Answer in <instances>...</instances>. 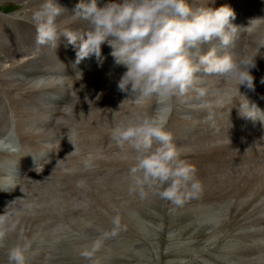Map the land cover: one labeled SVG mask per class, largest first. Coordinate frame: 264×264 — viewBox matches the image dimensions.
Segmentation results:
<instances>
[{
  "label": "clouds",
  "instance_id": "obj_1",
  "mask_svg": "<svg viewBox=\"0 0 264 264\" xmlns=\"http://www.w3.org/2000/svg\"><path fill=\"white\" fill-rule=\"evenodd\" d=\"M64 10L56 0H43L33 12L38 45L55 44L63 36L78 48L77 63L94 56L102 66V45L106 43L114 64L126 68L117 82L118 89L138 101L156 98L151 114L137 112L114 120L111 127L112 138L135 152L129 169V192L141 199L152 193L175 206L197 197L203 191L197 168L182 158L166 124L172 98L195 89L199 73L233 81L238 91L240 86L254 89L251 70L256 67V57L223 51L232 42L230 32L236 30L231 22L233 10L228 6L193 9L189 0H107L102 5L99 0H80L73 13L86 22V30L79 33L59 30L57 18ZM215 40H219L220 48L213 45L202 53L201 46ZM221 51L223 54H218ZM196 90L204 95L202 88ZM244 107L259 109L249 102L240 107L242 116L256 119L255 112H245ZM7 147L0 140V149ZM112 222L120 227L118 215ZM16 228L10 215H0V249H6L7 264H30L31 240H18L11 247L6 244L7 236ZM98 247L99 243L93 251L84 252V258L91 261Z\"/></svg>",
  "mask_w": 264,
  "mask_h": 264
},
{
  "label": "rangeland",
  "instance_id": "obj_2",
  "mask_svg": "<svg viewBox=\"0 0 264 264\" xmlns=\"http://www.w3.org/2000/svg\"><path fill=\"white\" fill-rule=\"evenodd\" d=\"M19 4H21V5L19 6ZM22 4L23 3H20V2L15 1V0H0V16L9 17V16H13L14 14H22V13L24 14L25 10L22 9L24 7V4L23 5ZM221 6H228V5H227V3L225 1V3L223 5H221ZM212 9L215 10L217 8L214 7ZM260 22H264V18L263 17L260 20ZM260 22L258 20L257 23H256V26ZM246 26L244 28V31L247 28ZM11 31L15 35L16 38L19 37L20 30H18L16 28H12ZM242 40L244 41V39H242ZM263 40H264V38H263ZM214 42H215V46L217 45L218 48H220V44L218 43L219 40H215ZM245 44L246 43H244V42L242 43L243 46ZM213 45H214V43L212 44V46ZM235 49H236V47H235ZM223 50L225 52H230L226 48H224ZM69 51H70L69 52V54H70L69 56H70L71 60H73L74 57H73V53H72V50L70 49V47H69ZM218 54H223V53L221 51V52H218ZM91 59H92V57H89V61H91ZM89 61H87V62H89ZM85 66H87V65H85ZM91 67H92L91 65L88 66V67H84L83 66L82 69H81L82 71H80L79 73H75L76 71H73L74 73H72V74H76V75H80L81 74L82 75L81 77L80 76L76 77V75H72L71 77H68L69 75H64V77H67V78H64L65 79L64 80V79H61L63 77H61L59 79L58 78H54L52 75H49V73H48L47 75L45 74V76L48 77V78L44 77L42 79H39V81H41V83H43L44 80H45L44 82H48V81H52V79H53V81H54V79H56L60 83V86L66 92L67 91L69 92V91L72 90L75 93V94L74 93L71 94L72 96L79 94V91H81V92L85 93V95H86L85 97H90L92 95V92L95 93L96 89L94 91H89V88H88L89 83L86 82V80L84 79L83 76L85 74H86L85 76L87 78L93 76V75H88L87 74V71ZM117 67L118 68L114 67V69H113L114 71L110 70V72H109V70H106L107 71L106 75L107 76H111V74H112V76H111L112 79H110V81H108L110 83L109 84V88L102 87L100 89H102L105 92H109V90H110L109 93H111V91H115L116 88L113 87V86H115L117 82H114V81L119 80V78L117 77V75H118L117 72H119V69H120L121 72H123V71L125 72L126 71V69H124L122 71V69H121L122 66H120V67L117 66ZM41 71L43 73L42 69H41ZM78 71H79V69H78ZM114 74L116 75V77H114ZM204 75L205 74L200 76V79L202 80V83L205 85V87H203V85H200V86L196 87V89H201L202 88L204 90V95L203 96H201L199 94V92H196V93H194L192 95H188V96H185V95L176 96L175 98H177V99H176V101L174 103H177L178 100L180 99L183 102H189V103L192 102L193 104H195V105H197L199 107H204V106L208 107V106H211V104L213 105L214 103H215V105L218 104V107H219V104L221 102H219L220 100L217 98V96L215 97L216 101L213 100L212 102L211 101L209 102V100L207 99V98H210V96H213L214 94L216 95V93H214V94L212 93L211 94L210 92H208L207 88L209 86V83H212L213 80H215V82H217V81L220 82L219 78L221 79V77L214 76V75H209V76L208 75L204 76ZM49 77H51L52 79L49 78ZM207 77H209V78H207ZM99 78L101 80L103 79L101 77H99ZM49 79H51V80H49ZM76 79H77V81H79L82 84H84L85 87H82V86H74L73 87L72 83H69V81L75 83ZM98 80L99 79L97 78L96 82ZM69 84H71V86ZM110 85H112V86H110ZM233 86L237 87L236 84L233 85ZM240 87H245V86H240ZM107 89H109V90H107ZM219 89L221 91H223V89H221V87ZM66 92H65V94H66ZM124 100H126L125 102H123V103H125V104H123L125 107L130 106L131 104H136V102L134 103V100H127V99H124ZM30 101H32V100H30ZM129 101H130V103H129ZM221 101L223 103H225L224 101H226V99L225 100L221 99ZM46 103L47 102L44 103V106L50 105L52 107L51 111L50 112H46V110H48V109L43 107V109H41L39 113H41V111H45L46 112L45 114L53 115L54 112L58 111L59 103H56L55 105H51L49 103L46 104ZM143 107H144V105H143ZM214 107H217V105L214 106ZM38 108H40V107L38 106ZM62 108L63 109H61V108L60 109L62 111H64V107H62ZM116 108L120 110V109H123V106L118 104L116 106ZM217 108H214V111ZM13 110L16 112V110L14 108H13ZM54 110H56V111H54ZM65 110H67V109H65ZM121 111H123V110H121ZM143 111L148 112L150 110L147 109V111L146 110H143ZM78 112H76L75 115H72V114H68V115L65 114V116L63 115V117L65 119V122H64L62 127L59 126L60 121L57 120L58 122H57V124H55L53 126V128L56 127V128H54V130L59 128L58 129L59 131H57V130L55 131V133L52 135L54 137H51L53 139L50 138L48 141H42L41 139H35L38 142L39 146L43 148L42 150H40V148L35 146L36 149H38L39 151H41L44 154L42 156V160L41 161L39 160L38 165L35 166L34 168H30V169L35 171L38 174L40 173V176H36V174L33 173L32 171H25V170L21 169L20 173L16 177H14V179L11 181L10 179H7V177L5 175V172L0 174V180H1L0 181V192L5 197L4 202L0 205V215L4 214L6 212L8 215H10V222H16V220H18L19 217L22 216V214H25L24 216L34 217L35 221L39 220L38 222H40V223H38V222L34 223V228H32V230L35 231V233H34L35 235L33 233L31 234V236H32L31 238L32 239L30 237H28V239L30 238L29 240H31V242L33 243L32 246H31L33 251H36L35 249L39 250L38 246H41L42 244H43L42 246H44L45 243L52 244V243H55L56 241L58 243H62V242L66 243L68 241L74 243L76 241L75 239H77V238H79L78 240L81 242L80 243L81 246H84V248L86 250H88V249L90 250L97 243H99L100 246L98 248H96V249L104 250V249H102L104 245L109 244L112 241L116 242L117 239L118 240H122L127 232H129L128 235L131 236V231L132 230L129 229L130 225L124 227L125 225H121L123 223L120 222V227L116 228V226L113 224L112 221H113L114 216L116 217V215H118L120 217V219H121V216H122L123 222H124L125 218H129L130 216H131L130 218L133 217L132 222H135L136 226H139L138 225V215L141 216L143 218L142 219L143 223H145L146 225L148 224L151 227L152 226H155V227H153L152 228L153 230H152V229H147V227H149V226L144 225L145 228L141 229L140 227H137L138 231H134V232H136V234L139 232L140 234H145V235H147V237H149L150 234H153V233L156 232V230L160 229L159 230V240H161V239L162 240L157 242V241H153V240H150V239L148 240V238H146V240L149 241V242H146V243H148V246H145V250L147 252L146 253L147 255H145V254L142 255V254H140V252H138V251L136 252L135 250H132L134 253H132L133 255H131V256L126 257V254H124V255L123 254H119V255L111 258L110 260H104V261L100 260V261H102V262H99L100 264H160V263L161 264H165L164 260H165L166 264H183V263H186L188 261L183 262V261H179V260L185 259L186 257L192 255V253H190V252H192V248H194V244L195 245L200 244L201 240H203L204 237H205V239H204V241H202L203 243L201 242V245L203 246V248H205V249L207 248V251L209 250L210 247H211V250H212V249H214L213 246L216 248V247L222 245L220 241H219V243L217 245L216 243L218 241L209 240V239L215 238L217 236L216 234H218L219 233L218 231L220 230V228H218L219 226H217V228H216L215 224L213 223L214 220H212V219H215V220L217 219L218 221L220 220L219 222H217V224H221L223 222V218L228 219L227 220L228 222L226 221L227 228H225L226 230L227 229L229 230L228 233H231V232L233 233V231L235 230L234 232L238 231L237 234H243L242 232H240V230L242 231L243 228H246V226H249V227L253 226V228H251V229H254L253 232L264 234V226H263L264 225V188L262 189V188L255 187L256 183L259 181L257 178H254L255 175H253L252 177L250 176L247 179V180H252V182H254V183L251 184L250 188H246V186L248 187L249 185H247L246 181L242 182V179H241V178H243V180H246V177L241 176V172L243 171V169H244L243 172H246L248 169L251 170V167H253L254 163H257L256 159L258 158V156H261L259 154H255V155L252 154V155H250V156H248L246 158H244V156L239 157L242 160V162H240L241 161L240 159L235 160L236 162H234V161L233 162L232 161L228 162V161H224V159H222V162H223L224 166L220 165L219 167H222V166L223 167H222V169L220 171H217V172L215 171V169L218 166L212 165V166H214V169L213 170L212 169L209 170L207 165H203V167H207L206 174L204 175V177H203V173H201V172H197V174H198V177L201 179V181L203 180L202 184L206 185V186L205 185L203 186L205 191L207 189H209V191L208 192L206 191L205 195H203L205 192L200 193V197L199 198L197 196V197H194V198L188 200L187 201L188 204H187V202L185 203V205L187 204V206H185V205H183V206H175V205H172L171 202L169 204H166L165 200L162 203L163 206H160L161 203H159V197L157 195H153L152 193H149L145 198L141 199L137 193L130 194L128 190H129V186H130L131 180H130V177L128 175H125L126 165H125V163L120 161V159L122 157L118 156V155H113L111 157L108 156V155L105 156V157L104 156H100L99 158L96 155L91 156L90 159L88 160V163H89V166H90V168H89L90 176L88 178L80 180L78 182L79 186L71 184V182L66 180L65 178L59 179L58 177H56V175H55L56 173L55 172L52 173L53 171H51L53 177L50 176V175L46 176L45 171L46 172L49 171V165L51 163V162H49V159H50V157L52 155H54L56 152H58L56 150H59L58 146H57L58 145V143H57L58 135H65V134L69 135L70 134L72 136H74V135L76 136L79 133H81L82 131H84L85 129L89 130L90 128H93V127L97 128V127L103 126V125H99V124H93V126H92L88 122L86 123V122L80 121L81 117H79V113ZM175 115L177 117H180V116H178L179 115L178 112ZM76 117H77V119H76ZM19 118H20V115H19ZM107 123H109V122H107ZM1 124L2 123L0 121V125ZM79 125H81V126H79ZM2 126H3V124H2ZM104 126L106 127L107 124H105ZM30 127H32V126L28 125L27 123L25 124V122H24V125L20 129H21V131L24 134H26L29 137L31 135L30 133H32L33 129H37L38 128V127H35V128L32 127L33 129H31ZM0 130H1V128H0ZM71 131H73V132H71ZM243 132H245V131H243ZM41 133L43 134V130L41 131ZM28 134H30V135H28ZM199 139H200V136L196 137L195 141L199 142ZM27 141H28V144L31 146L32 145L31 144L32 143V139L27 138ZM200 143H203V142H200ZM34 145H35V141H34L33 146ZM193 145L195 146V144H193ZM5 151H6L5 148H3L2 150L0 149V153H1L0 155L1 156H9V154H11V157L16 159L14 154H12L8 149H7L8 152L7 151L5 152ZM6 154H8V155H6ZM113 157H114V159H113ZM258 159H261V158H258ZM249 160H251V161H249ZM106 161H108V162H106ZM218 162H220V161H218ZM218 162H214V163H218ZM230 162H231V164H229ZM243 162H245V164H247V163L248 164L245 165ZM2 163H4L3 165H6L7 162H2ZM2 163H0V169H3V168H1V166L3 167ZM261 163L264 164V159H263V161ZM44 164H46L48 167H45ZM247 166H248V169H247ZM43 167L47 168V169L42 172L41 168L43 169ZM256 167L257 166L254 165V168H256ZM7 169H9V168H7ZM53 169H55V166H52V170ZM249 172H251V171H249ZM238 176H239V179H236ZM206 177H207L208 181L205 180ZM230 179L234 180V181H231ZM209 180H210V182H209ZM220 180H222V181H220ZM236 181L239 184H241V183L242 184L246 183V184L241 189H237L238 191H235V190L232 189L231 185H233L234 184L233 182H236ZM220 182H228L226 185L230 186L231 188H230V190L229 189H225V190L227 192H232V193L227 194V196L225 194H223L225 196H221V195H215L216 193H213L212 195H214L215 197L213 196L214 198L211 197L209 199L208 193H211L214 189H216L215 184L216 183H220ZM3 183L4 184L8 183L9 186H14L15 187V190H13L12 193H18L19 195H22V193H24L25 197L21 196L20 199H18L15 204H12L10 206H6L5 204L9 201L8 199H10L12 194L9 195L11 192L8 191L9 190L8 188L2 187V185H4ZM258 183H260V182H258ZM125 184H127V185H125ZM252 185H254V186L252 187ZM233 186H236V183ZM238 186L241 187L242 185H238ZM109 187H111V188H109ZM106 188H109L110 190L106 189ZM126 189H128V190H126ZM245 189H247L249 192L247 190H245ZM122 190H124V192ZM104 191L107 192V193H105ZM241 191H242V193H241ZM258 192H260V193H258ZM123 194H125V195L128 194L127 195L128 197L123 195ZM247 194L250 195V196H248ZM113 195H114V197H113ZM110 196H111L112 199L110 198ZM119 197H120L121 201L119 200ZM222 197H224V199ZM243 197H246V200H248V199L252 200L254 198L255 202L254 201L253 202H250V201H246L245 202V198H243ZM247 197H249V198H247ZM93 200L96 201L95 202L96 205H94V201ZM102 200H103V202H102ZM124 200L126 201V203L124 202ZM152 201L153 202L155 201L154 202L155 204L152 203ZM216 201L218 202L217 206H216ZM223 201L225 202V204H224ZM241 201H243V202H241ZM137 202H138V204H137ZM194 202L198 205V207H197V205ZM211 202H213L215 205H213V203H211ZM117 203L120 204V205H117ZM121 203H125L124 204L125 206L122 205ZM148 203H149V205H148ZM204 203L206 205H207V203H210L211 205L209 204L210 206L207 205L206 208H205V205H203ZM21 204H23V205H21ZM199 204L203 205L204 207L200 206ZM221 204L225 205L226 207L222 206ZM226 204L228 205V208H230L229 210H227L228 208H227ZM3 205H5V207H3ZM144 205H147L149 207L144 206ZM126 207L128 209L132 207V209L130 210L131 213L129 211L125 212V208ZM161 208H162V210H161ZM176 208L177 209L179 208L180 210L179 209L177 210ZM218 208H221L222 210L218 209ZM114 209H115V211H114ZM138 209H140V210H138ZM186 210H189V211H186ZM240 210L241 211H245L246 213L244 215L240 216ZM227 211H229V212H227ZM179 212H181V213H179ZM222 212H223V215L221 214ZM232 212L234 213V215H233ZM126 213H128V214L126 215ZM150 213H151L152 216L150 215ZM158 213H159V215H158ZM207 213H208V215H207ZM229 213H230V216H229ZM18 214H20L18 216V219H15ZM178 214H179V216H178ZM215 214H217L216 215L217 217L215 216ZM145 215H147V216H145ZM200 215H202V216H200ZM226 215L228 216V218H227ZM149 216H150V218H149ZM221 216H223V218ZM39 217H41V218H39ZM42 217L44 218V220H43ZM260 217H262V218H260ZM165 218L167 219V221L171 220L174 223L178 222L177 220L179 219L181 221V223L183 224V226H184V224L186 225V228L183 229L185 231L188 230L187 228L191 227V224H194L193 227H198V231H199V234H198V232H194V234H193V235L198 236V237L195 238L196 241L193 240V241H195V242H193L185 234L182 235L180 239H177V238L180 237V235L178 233H175L174 235H173V233H169V232H173L174 231L172 227H162V226L158 227L156 225L157 224L156 222H158L159 219H160V221H162ZM188 218H189V220H188ZM210 218H211V221H212L211 223L212 224L208 223V222H206V223L205 222H200L203 219H204V221L205 220L210 221ZM136 219H137V221H135ZM43 221H45V222H43ZM43 223H44V225H43ZM45 223H46V225H45ZM249 223H250V225H249ZM31 224H33V222L32 223L30 222L28 226H30ZM98 225H100L101 227L98 226ZM141 225L143 226V224H141ZM231 225H232V227H231ZM44 226H48L50 228L44 230L45 228H42ZM254 226H256V227H254ZM261 226L263 228H259ZM127 227H129V228H127ZM214 227H215V231H214ZM35 228L36 229L38 228V231L35 230ZM57 228H58V230H57ZM131 228H132V226H131ZM96 229L98 230V232L95 231ZM226 230H225V232H226ZM111 231H113V232H111ZM178 231H180V230H178ZM180 232H182V231H180ZM216 232H218V233H216ZM13 233H15V232L9 233V235L7 236L8 238L6 239L7 242L11 241V239H12L11 235H13ZM20 233H19L20 235L23 234V228L20 229ZM162 233H164V234H162ZM201 233H203V234L201 235ZM206 233H207V235H206ZM228 233H226V234H228ZM67 234H68V236H66ZM102 234L106 235L105 236L106 240H105L104 235H102ZM213 234L215 235V237L213 236ZM121 235L123 237H121ZM145 235H142V238H145L144 237ZM199 235H201V237L202 236L203 237L201 238ZM204 235H206L207 237L204 236ZM208 235H211V236H208ZM35 236H36V238H33ZM44 237H46V238H44ZM160 237H161V239H160ZM20 238H23V239L26 238V234L22 235ZM101 238H103V239H101ZM109 238H110V240H109ZM111 238H113V239L111 240ZM132 239H134V238L132 237ZM171 239L174 240V241H172ZM43 240H45V241H43ZM211 241L213 242L212 243L213 246L212 245L210 246L209 242H211ZM39 242H41V243L39 244ZM160 242H162V243H160ZM86 243H88V244H86ZM206 243H207V245H206ZM208 243H209V245H208ZM10 244H12V243H10ZM102 244H103V246H101ZM183 246H184V248H183ZM164 247H165V249H164ZM33 248H35V249H33ZM84 248H82V249L85 250ZM112 248H114V247H112ZM130 249H132V247ZM110 251H111V249H110ZM126 251H127V249H126ZM161 253H162V255H161ZM145 256H147L146 259L144 258ZM171 257H173V258H171ZM99 258H101V257H99ZM141 261H143V262H141ZM39 262L41 264H44V262H41V261H39Z\"/></svg>",
  "mask_w": 264,
  "mask_h": 264
},
{
  "label": "bare ground",
  "instance_id": "obj_3",
  "mask_svg": "<svg viewBox=\"0 0 264 264\" xmlns=\"http://www.w3.org/2000/svg\"><path fill=\"white\" fill-rule=\"evenodd\" d=\"M18 1L20 3L24 4V7L22 9L25 10L24 14H14L13 16H0V96H1V100H0V121L1 123H3L5 121V116L3 117V105L2 102L7 103L13 110V108L16 110L15 113H18L20 115V128H22V126L27 123L28 125H31L32 127H38L37 129H33L32 127H30L31 129H33L32 133L28 134L30 135L29 137L27 136V138L29 139H41L42 141H48L52 136L55 131H59L58 129L54 130L53 126L55 124H57V120L62 121L61 123L64 124L65 119L63 117V111L61 109H63L62 107H64V111L65 109H67V113L68 114H72L75 115L76 112L79 113V117H81L82 122H88L90 123V125L93 126V124H99V125H112L113 121L116 119H121L124 118L126 116H130L132 114H135L137 112H145L143 111L142 107H139L141 105V102H138L136 104H131L130 106L125 107L123 104V102H125L126 100H124L126 98V96L130 95L129 93H125V92H121L118 87H117V83L115 86L116 89L115 91H111L109 89V92H105L102 89L98 88V90L96 89L95 93L92 92V95L90 97H87V100L84 98L83 100H77V98L79 97L81 91H79V94H77L76 96H72L71 94H73L74 92L71 91H65L61 86L60 83L54 79H52V81H48V82H44L41 83V81H39V79L42 78H48L45 76L44 73H42L41 68H47L42 61L36 56V54L34 53V51H31L27 48L28 46V40L23 36L26 30L27 32H29L28 28V24H30V22H32V14L34 11H36L39 6L43 3V0H15ZM85 0H82V2H84ZM227 3L228 7L231 8L235 14L234 19H232V23L236 26V30L235 32H230V35L232 37V42L226 47V49H228L230 52L229 53H233V54H238V53H243L244 51H247L246 53L251 56V57H256V67L253 68L251 70L252 75L254 77V87H259L264 85V83H262V79H264V44H262L261 42L264 41V22H260V20L262 19V17L264 18V0H189L190 5L193 7V9H198V8H219L221 7V5H223L224 3ZM56 2L58 4H60L62 7L65 8V10L62 12L61 16L57 18V23L59 25V30L60 31H65V30H69V31H73V32H83L86 30V22L78 19L74 13L73 10L75 8V6L80 3V0H56ZM107 0H102L101 5L103 3H106ZM18 4V3H17ZM22 4V5H23ZM14 5V4H13ZM21 4H19L20 6ZM257 5V6H256ZM256 6V10L258 11L259 17V24L253 27V30L251 32V42L248 44H245L244 46L242 45L243 43V34H244V28L247 25V21H249L250 19H252L253 15L256 13V10H254ZM30 21V22H29ZM33 23V22H32ZM12 28H16L18 30H20L19 33V37L16 38L15 35L12 33L11 29ZM31 32V29H30ZM32 33V32H31ZM33 35V34H32ZM242 41V42H241ZM61 47L66 49L67 52L69 53V47L72 50L73 53V57L74 59L72 60L73 62V66H75V73H79L80 71H82V67L83 66H79L81 65L82 62H87L89 61V58H85L84 60L80 61L79 63H77V51L78 48L74 47L73 45L69 44L66 40V38H64L63 36L60 37L59 40ZM79 43V41H78ZM219 43V42H218ZM220 44V43H219ZM106 45V43H105ZM107 46V45H106ZM236 47V49H235ZM111 49L108 50V55H104V57L109 58V61L114 62L113 58L110 55ZM92 60V59H91ZM79 64V65H78ZM85 67V64H84ZM120 67V66H119ZM118 68V67H116ZM79 69V71H78ZM122 71L124 69H126L125 67L122 66ZM113 70V69H112ZM114 71V70H113ZM110 72V71H109ZM74 73V72H73ZM114 73V72H113ZM118 75L117 77L120 78V76L124 73L120 71L117 72ZM116 74V73H115ZM114 74V77H116V75ZM47 75V74H46ZM199 79L197 81L196 87L203 85V87H205V85L202 83V80L200 79V76L203 75V73H199L197 74ZM112 76V74H111ZM205 76V75H204ZM209 76V75H208ZM209 78V77H207ZM49 79V80H51ZM48 80V79H47ZM65 80V79H64ZM220 82H215V80L212 81V83H209V86L207 88L208 92H210L211 94L216 93V95L214 96H210V98H207L209 100V102L215 100V97L217 96V98L220 100L219 102H221L219 104V106L225 105L226 103H223L221 101V99L225 100L226 99V95L224 93V91H221L219 88L221 87L222 89V85H221V79L219 78ZM113 81V80H112ZM68 82V81H67ZM77 82V83H76ZM73 83L71 81H69V83H72L73 87L74 86H82L85 87L84 84H82L81 82L77 81ZM114 82H118L114 81ZM210 82V81H209ZM230 84L235 85L236 83L233 81H230ZM63 83V82H62ZM63 85V84H62ZM71 86V84H69ZM112 86V85H110ZM64 87V86H63ZM207 87V86H206ZM255 87V88H256ZM72 89V88H71ZM80 89V88H79ZM111 89V88H110ZM74 90V89H73ZM77 90V89H76ZM66 92V94H65ZM198 92L195 89H193L192 91L190 90L188 93L185 94V96L188 95H192L194 93ZM7 98V101H5V97ZM75 94V93H74ZM190 97V96H189ZM75 99V100H74ZM177 98L173 97L171 100V104H172V110L175 111L176 113L178 112L176 107H174V102L176 101ZM186 99V98H185ZM32 100V101H30ZM88 101H91V106L88 103ZM216 101V100H215ZM47 102L51 105H55L56 103H59V107H58V111L54 112L53 115H47L45 114L46 112H50L52 107L50 105H46L44 106V103ZM132 102V101H131ZM46 103V104H47ZM130 103V101H129ZM214 103V102H213ZM217 103V102H216ZM120 104L123 106V109H117L116 106ZM140 104V105H139ZM177 104V103H175ZM218 107V104H216ZM215 103L211 106H208L207 108H217L214 107L216 106ZM38 106L40 108H38ZM213 106V107H212ZM17 107V108H16ZM46 108L48 110L45 111H41V109ZM205 107V106H204ZM61 108V109H60ZM219 108V107H218ZM123 110V111H121ZM235 111H237V113H239L238 111H240L238 108H234ZM56 111V110H54ZM147 111V110H146ZM65 116V114H64ZM115 118V119H114ZM68 119V118H67ZM77 119V117H76ZM79 121V122H80ZM109 122V123H107ZM68 123V122H67ZM70 123V122H69ZM75 123V122H74ZM72 124V123H71ZM75 125V124H74ZM60 126V124H59ZM81 126V125H79ZM84 126V125H83ZM96 126V125H95ZM97 127V126H96ZM101 127V126H100ZM112 127V126H111ZM1 130L4 128V126H2V124L0 125ZM0 130V131H1ZM30 130V129H29ZM43 130V134L41 133V131ZM68 131V130H67ZM74 131V130H73ZM71 131V132H73ZM27 132V131H26ZM29 132V131H28ZM70 132V131H69ZM57 135V134H56ZM4 137L3 135H0V140H2ZM224 138V137H222ZM53 139V138H51ZM32 144V143H31ZM34 144V143H33ZM226 144V143H224ZM35 146V145H34ZM58 146V145H57ZM2 150V149H1ZM6 152V151H5ZM8 152V151H7ZM1 154V153H0ZM9 154V153H8ZM6 154V155H8ZM255 155V154H254ZM14 157V156H13ZM261 158V159H258ZM258 158L256 159L257 163H254L255 166H257L256 168L251 167V170L248 169L247 166V171L246 172H241V176L246 177V180L242 179V182L246 181L247 185H249L248 187L246 186V188H250L251 184L254 183L252 182V180H247L250 176L252 177L253 175L254 178H257L260 183H256L257 188H264V164L261 163L264 159V156H258ZM9 159H12L11 162L13 160H16L15 158L11 157V154H9V156H1L0 155V163L2 162H6V160L8 161ZM114 159V157H113ZM237 159H240L239 157H237ZM237 159H231L228 160L229 161H234ZM250 159V158H249ZM254 159V160H255ZM241 160V159H240ZM239 160V161H240ZM246 161V160H245ZM251 161V160H249ZM248 161V162H249ZM242 162V160L240 161ZM247 162V161H246ZM117 163V162H116ZM124 163V162H123ZM222 162H218V163H212V165L214 166H218L215 171H220L222 169V167L224 166V164ZM238 163V162H237ZM245 164V162H243ZM250 163V162H249ZM4 163H2L3 165ZM194 165L196 163H193ZM231 164V162L229 163ZM228 164V165H229ZM241 164V163H240ZM243 164V165H244ZM248 164V163H247ZM245 164V165H247ZM220 165H223L222 167H219ZM252 165V164H251ZM124 166V165H123ZM214 166H208L209 170H213ZM2 168V166H1ZM240 168V167H239ZM238 168V169H239ZM207 167H203V165H200V167L197 168V172H201L203 173V177L206 174V170ZM237 169V170H238ZM246 169V168H245ZM251 171V172H249ZM7 172V171H6ZM122 172V171H121ZM214 172V171H213ZM240 172V171H239ZM243 173V174H242ZM255 173V174H254ZM44 175V174H43ZM240 176V177H241ZM5 177V176H4ZM210 177V176H209ZM215 177V176H214ZM211 178V177H210ZM217 178V177H216ZM221 179V178H220ZM239 179V176L236 178ZM201 180V179H200ZM206 181H208L207 177L205 179ZM213 180V179H212ZM231 180V179H230ZM1 181V180H0ZM8 181V180H7ZM51 181V180H50ZM203 181V180H202ZM222 181V180H220ZM225 181V180H224ZM234 181V180H231ZM262 181V182H261ZM210 182V180H209ZM213 182V181H212ZM228 182H220V183H216L215 187L216 189H214L211 193H208V197L209 199L211 197H213L214 195H212L213 193H216L215 195H221V196H227V194H230L232 192H227L225 189H229L230 190V186H227ZM234 184L236 183V186H232V189L235 191H238L237 189H241L242 187H244V185L246 184H239L236 182H233ZM108 185V184H107ZM119 185V184H118ZM124 185V184H123ZM127 185V184H125ZM205 185V184H204ZM203 185V186H204ZM212 185V184H211ZM214 185V184H213ZM226 185V186H225ZM238 185H242L241 187H239ZM129 186V185H128ZM206 186V185H205ZM238 186V187H237ZM254 185H252L253 187ZM122 187V186H121ZM26 188V187H25ZM76 188V187H75ZM111 188V187H109ZM106 188V189H109ZM126 188V187H125ZM110 190V189H109ZM128 190V189H126ZM125 190V191H126ZM247 190V189H245ZM124 192V190H122ZM129 191V190H128ZM232 191V190H231ZM243 191V190H242ZM241 191V193H242ZM248 191V190H247ZM257 191V190H256ZM105 192V191H104ZM127 192V191H126ZM204 192V191H202ZM201 192V193H202ZM240 192V191H239ZM249 192V191H248ZM107 193V192H105ZM130 193V192H129ZM260 193V192H258ZM13 195V193L11 192L9 195ZM102 194V193H101ZM122 194V193H121ZM130 194H134V193H130ZM225 194V195H223ZM262 194V193H261ZM115 195V194H114ZM113 195V197H114ZM125 195V194H123ZM128 195V194H127ZM125 195V196H127ZM154 195V194H153ZM205 195V194H204ZM248 195V194H247ZM246 195V196H247ZM91 196V195H90ZM116 196V195H115ZM132 196V195H131ZM136 196V195H135ZM233 196V195H232ZM250 196V195H248ZM128 197V196H127ZM152 197V196H151ZM200 196H198L199 198ZM215 197V196H214ZM213 197V198H214ZM234 197V196H233ZM239 197V196H238ZM32 198V197H31ZM111 198V196H110ZM124 198V197H123ZM132 198V197H131ZM135 198V197H134ZM137 198V197H136ZM220 198V197H219ZM224 199V197H222ZM232 198V197H231ZM240 198V197H239ZM245 198V202L246 201H250L253 202L254 198L248 199L246 200ZM249 198V197H247ZM257 198V197H256ZM7 199V198H6ZM95 199V198H94ZM105 199V198H104ZM103 199V200H104ZM112 199V198H111ZM9 200V199H8ZM102 200V202H103ZM106 200V199H105ZM109 200V199H108ZM120 200V197H119ZM123 200V199H122ZM133 200V199H132ZM135 200V199H134ZM158 200V199H157ZM156 200V201H157ZM229 200V199H228ZM237 200V199H236ZM94 201V200H93ZM110 201V200H109ZM121 201V200H120ZM136 201V200H135ZM17 202V201H16ZM96 201H94V205ZM111 202V201H110ZM124 202L126 203V201L124 200ZM155 202V201H154ZM152 201V203H154ZM164 202V200L159 198V203H161L160 206H163L162 203ZM205 202V201H204ZM221 202V201H220ZM224 202V201H223ZM243 202V201H241ZM255 202V201H254ZM125 203H121L122 205H124ZM195 203V202H194ZM203 203V202H202ZM213 203V202H211ZM222 203V202H221ZM230 203V202H229ZM132 204V203H131ZM138 204V202H137ZM151 204V203H150ZM155 204V203H154ZM157 204V203H156ZM172 204V203H171ZM188 204V202H187ZM187 204L185 206H187ZM196 204V203H195ZM210 203H207L208 206ZM225 204V202H224ZM241 204V203H240ZM245 204V203H244ZM23 205V204H21ZM115 205V204H114ZM117 205H120L117 203ZM149 205V203H148ZM173 205V204H172ZM197 205V204H196ZM200 205V204H199ZM203 205H205L206 208V204L204 203ZM200 205V206H203ZM213 205H215L213 203ZM218 205V202L216 201V206ZM220 205V204H219ZM222 205V204H221ZM227 205V204H226ZM232 205V204H231ZM234 205V204H233ZM27 206V205H26ZM125 206V205H124ZM133 206V205H132ZM147 206V205H144ZM152 206V205H151ZM170 206V205H169ZM215 206V207H216ZM224 207H226L225 205H222ZM221 206V207H222ZM243 206V205H242ZM149 207V206H147ZM146 207V208H147ZM191 207V206H190ZM198 207V205H197ZM204 207V206H203ZM214 207V208H215ZM232 207V206H231ZM245 207V206H244ZM124 208V207H123ZM175 208V207H174ZM182 208V207H181ZM186 208V207H185ZM223 208V207H222ZM228 208V205H227ZM106 209V208H105ZM108 209V208H107ZM131 208H125V212L129 211L131 213ZM177 209V208H176ZM179 209V208H178ZM177 209V210H178ZM191 209V208H190ZM194 209V208H193ZM198 209V208H197ZM203 209V208H202ZM209 209V208H208ZM207 209V210H208ZM213 209V208H212ZM221 209V208H218ZM225 209V208H224ZM230 208H228L227 210H229ZM242 209V208H241ZM110 210V209H109ZM140 210V209H138ZM148 210V209H147ZM162 210V208H161ZM172 210V209H171ZM180 210V209H179ZM206 210V211H207ZM211 210V209H210ZM214 210V209H213ZM222 210V209H221ZM220 210V211H221ZM226 210V209H225ZM244 210V209H243ZM15 211V210H14ZM99 211V210H98ZM104 211V210H103ZM112 211V210H111ZM110 211V212H111ZM115 211V209H114ZM189 211V210H186ZM191 211V210H190ZM205 211V210H204ZM216 211V210H215ZM183 212V211H182ZM212 212V211H211ZM224 212V211H223ZM223 212L221 213L223 215ZM229 212V211H227ZM119 213V212H118ZM129 213V214H130ZM156 213V212H155ZM181 213V212H179ZM186 213V212H185ZM190 213V212H189ZM199 213V212H198ZM233 213V212H232ZM246 212L245 211H241L240 210V216L244 215ZM69 214V213H68ZM108 214V213H107ZM128 213H126L127 215ZM142 214V213H141ZM201 214V213H200ZM226 214V213H225ZM224 214V215H225ZM20 214L17 215V217L15 219H18V216ZM25 214H22V216L19 217L18 220H16V231L15 233H13L12 239L10 242L6 241V244L8 247H11L12 245H14L18 240H21L23 238H20L22 235L26 234V238L28 239V237H32L31 234L35 233V231L32 230V228H34V223L38 222L34 220V217H29V216H24ZM151 215V213H150ZM159 215V213H158ZM208 215V213H207ZM214 215V214H213ZM217 214H215L216 216ZM220 215V214H219ZM234 215V213H233ZM232 215V216H233ZM34 216V215H33ZM42 216V215H41ZM45 216V215H44ZM43 216V217H44ZM50 216V215H49ZM117 216V215H116ZM134 216V215H133ZM137 216V215H136ZM147 216V215H145ZM144 216V217H145ZM152 216V215H151ZM155 216V215H154ZM179 216V214H178ZM202 216V215H200ZM199 216V217H200ZM211 216V215H210ZM227 216V215H226ZM230 216V213H229ZM231 216V217H232ZM252 216V215H251ZM42 217V218H43ZM52 217V216H51ZM72 217V216H71ZM113 217V216H112ZM115 217V216H114ZM131 217V216H130ZM125 218L124 222L121 216V225H125L129 226L130 225V230L131 231V236L134 238L132 239L131 236L128 235L129 232H127L124 236V238L122 240H116V242L112 241L109 244H106L103 246V244L101 246H103L102 249L104 250H98L96 249L93 252V256L91 257V261H96V262H102L100 260H110L111 258L119 255V254H126V257L133 255L132 253H134L132 250H135L136 252H140V254L142 255H147L146 250H145V246H148L149 242L146 240V238H148V240H153V241H161V237L159 240V230H156L155 233L150 234L149 237H147V235L145 234H140L139 232L136 234V232L134 231H138L137 227L145 228L144 225H146L145 223L142 222V217L138 215V225L136 226L135 222H132V218ZM212 217V216H211ZM217 217V216H216ZM223 218V216H221ZM41 218V217H39ZM58 218V217H57ZM124 218V217H123ZM150 218V216H149ZM228 218V216H227ZM230 218V217H229ZM238 218V217H237ZM262 218V217H260ZM36 219V218H35ZM156 219V218H155ZM232 219V218H231ZM241 219V218H240ZM251 219V218H250ZM42 220V219H41ZM44 220V218H43ZM189 220V218H188ZM200 220V219H199ZM202 220V219H201ZM204 220V219H203ZM228 219L223 218V222L221 224H215L216 228L217 226H219L218 228H220V230L216 233L217 236L215 237V235L213 234V236L215 238L213 239H209V240H215L218 241L216 244L218 245L219 241L221 242L222 245L218 246V247H214L213 246V242H209L210 246L212 245L214 249L211 250V247L209 248V252L207 251V248H203V246L201 245V242L204 241L205 237L203 238V240H201L200 244L195 245L194 244V248H192V255L186 257L185 259L179 260V261H183L186 263L183 264H264V255L262 257H258L257 254L253 253V252H245L243 254H241L238 250L239 245L241 240H246L245 237L242 236H235L237 234V231L233 233H228V234H223L225 233V228H227V221ZM245 220V219H244ZM58 221V220H57ZM137 221V219L135 220ZM170 221V222H169ZM167 221V219L165 218L164 220L160 221V219L158 220V222H156L157 226L160 227H172L173 228V232H169V233H173V235L175 233H178L180 235L179 238L180 239L182 235H187L188 238L190 240H195L196 235H193L194 232H198V227H193L194 224H191V227L187 228L188 230L185 231L183 229L186 228V225L181 223V221L178 219L176 223H174L173 221L169 220ZM207 221V220H205ZM217 222H219L216 219ZM230 221V220H229ZM32 223L30 226L29 223ZM45 222V221H43ZM146 222V221H145ZM210 222L211 218H210ZM228 222V221H227ZM242 222V221H241ZM40 223V222H38ZM107 223V222H106ZM148 223V222H147ZM198 223V222H197ZM206 223V222H205ZM57 224V223H56ZM143 224V226L141 225ZM212 224V223H211ZM234 224V223H233ZM44 225V223H43ZM46 225V223H45ZM48 225V224H47ZM62 225V224H61ZM154 225V224H153ZM250 225V223H249ZM253 225V224H252ZM261 225V224H260ZM52 226V225H51ZM96 226V225H95ZM100 226V225H98ZM132 226V228H131ZM149 226L147 227V229H152L155 226H150V225H146ZM189 226V225H188ZM187 226V227H188ZM210 226V225H209ZM208 226V227H209ZM214 226V225H213ZM264 226V225H263ZM48 226H44L42 228L49 229L50 227ZM65 227V226H64ZM97 227V226H96ZM101 227V226H100ZM103 227V226H102ZM161 227V228H162ZM207 227V226H206ZM232 227V225H231ZM253 228V226H251ZM256 227V226H254ZM23 228V234L20 235V229ZM56 228V227H55ZM60 228V227H59ZM92 228V227H91ZM95 228V227H94ZM210 228V227H209ZM242 228V227H241ZM246 228H249V226H246ZM259 228H263L262 226ZM258 228V229H259ZM93 229V228H92ZM121 229V228H120ZM119 229V230H120ZM167 229V228H166ZM244 229V228H243ZM35 230L38 231V228ZM51 230V229H50ZM58 230V228H57ZM62 230V229H61ZM153 230V229H152ZM151 230V231H152ZM182 232H180V231ZM205 230V229H204ZM228 230V229H227ZM230 230V231H231ZM238 230V229H237ZM250 231H254V229H249ZM256 230V229H255ZM28 231V232H27ZM95 231L98 232V230L96 229ZM142 231V230H141ZM150 231V230H149ZM211 231V230H210ZM214 231H215V227H214ZM217 231V230H216ZM241 231V230H240ZM262 231V230H261ZM94 232V231H93ZM101 232V231H100ZM113 232V231H111ZM126 232V231H125ZM165 232V231H164ZM20 233V234H19ZM78 233V232H77ZM95 233V232H94ZM256 233V232H255ZM52 234V233H51ZM79 234V233H78ZM108 234V233H107ZM123 234V233H122ZM164 234V233H162ZM167 234V233H166ZM203 233H201L202 235ZM261 234V233H260ZM35 235V234H34ZM45 235V234H44ZM104 235V234H102ZM142 235H145V238H142ZM201 235H199L201 237ZM207 235V233H206ZM204 235V236H206ZM212 235V234H211ZM208 235V236H211ZM224 235V236H223ZM40 236V235H39ZM59 236V235H58ZM70 236V235H69ZM75 236V235H74ZM81 236V235H80ZM79 236V237H80ZM101 236V235H100ZM106 235H104L105 237ZM62 237V236H61ZM73 237V236H72ZM71 237V238H72ZM78 237V236H77ZM91 237V236H90ZM121 237H123L121 235ZM163 237V236H162ZM186 237V236H185ZM184 237V238H185ZM203 237V236H202ZM201 237V238H202ZM207 237V236H206ZM242 237V238H241ZM8 238V237H7ZM6 238V239H7ZM29 238V239H30ZM33 238H36L33 237ZM46 238V237H44ZM59 238V237H58ZM63 238V237H62ZM65 238V237H64ZM187 238V237H186ZM210 238V237H209ZM32 239V238H31ZM66 239V238H65ZM79 238L75 239L78 240ZM90 239V238H89ZM103 239V238H101ZM108 239V238H107ZM113 238H111L112 240ZM200 239V238H199ZM207 239V238H206ZM15 240V241H14ZM47 240V239H46ZM54 240V239H53ZM52 240V241H53ZM59 240V239H58ZM81 240V239H80ZM106 240V237H105ZM110 240V238H109ZM130 240V241H129ZM172 240V239H171ZM182 240V239H181ZM45 241V240H43ZM42 241V242H43ZM56 241V240H55ZM79 241V240H78ZM174 241V240H172ZM196 241V240H195ZM193 241V242H195ZM48 242V241H47ZM57 242V241H56ZM45 243L44 246H38V249H35L36 251H33L32 248L30 249V253H29V260H30V264H41L39 261L44 262V264H91V261L88 259H85L83 256V253L86 251H93L92 247L90 250H86L84 248V246H81V244H77L76 243ZM86 242V241H85ZM84 242V243H85ZM108 242V241H107ZM165 242V241H164ZM198 242V241H197ZM206 242V241H205ZM204 242V243H205ZM12 243V244H10ZM41 242H39L40 244ZM106 243V242H105ZM162 243V242H160ZM203 243V242H202ZM208 243V245H209ZM214 243V244H215ZM33 244V243H32ZM88 244V243H86ZM94 244V243H93ZM176 244V243H175ZM189 244V243H188ZM191 244V243H190ZM115 245V246H114ZM204 245V244H203ZM207 245V243H206ZM76 246V247H75ZM100 246V245H99ZM205 246V245H204ZM114 247V248H112ZM132 247V249H130ZM160 247V246H159ZM166 247V246H165ZM164 247V249H165ZM181 247V246H180ZM188 247V246H187ZM82 248H84L85 250H83ZM90 248V247H89ZM111 251H110V249ZM184 248V246H183ZM127 249V251H126ZM177 249V248H176ZM191 249V248H190ZM38 250V251H37ZM167 250V249H166ZM211 250V251H210ZM144 251V252H143ZM164 251V250H163ZM6 249H0V264H7V257L5 255ZM206 252V253H205ZM208 252V253H207ZM136 254V253H135ZM138 254V253H137ZM171 254V253H170ZM227 254H229L230 256H226ZM264 254V253H263ZM141 255V256H142ZM162 255V253H161ZM101 257V258H99ZM147 256H145L144 258L146 259ZM149 257V256H148ZM164 257V256H163ZM162 257V258H163ZM174 257V256H173ZM171 257V258H173ZM161 258V259H162ZM246 258V260H245ZM262 258V259H261ZM128 260V259H127ZM171 260V259H170ZM129 261V260H128ZM154 261V260H153ZM163 261V260H162ZM161 261V262H162ZM67 262V263H66ZM70 262V263H69ZM143 262V261H141ZM150 262V261H149ZM261 262V263H258ZM126 263V262H125ZM164 263L166 264L165 260ZM181 263V262H180ZM100 264V263H99ZM161 264V263H160Z\"/></svg>",
  "mask_w": 264,
  "mask_h": 264
},
{
  "label": "flooded vegetation",
  "instance_id": "obj_4",
  "mask_svg": "<svg viewBox=\"0 0 264 264\" xmlns=\"http://www.w3.org/2000/svg\"><path fill=\"white\" fill-rule=\"evenodd\" d=\"M42 70H43V73L44 74H48L49 73V71L47 70V68H43V67H40Z\"/></svg>",
  "mask_w": 264,
  "mask_h": 264
}]
</instances>
